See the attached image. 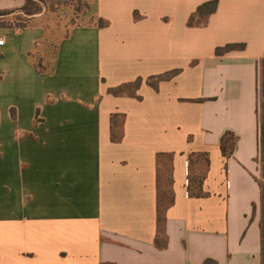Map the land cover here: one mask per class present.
<instances>
[{"label":"crops","instance_id":"0c3cea01","mask_svg":"<svg viewBox=\"0 0 264 264\" xmlns=\"http://www.w3.org/2000/svg\"><path fill=\"white\" fill-rule=\"evenodd\" d=\"M208 1L96 0L66 30L0 0V264H262L264 0H218L190 27Z\"/></svg>","mask_w":264,"mask_h":264},{"label":"trees","instance_id":"16d2710c","mask_svg":"<svg viewBox=\"0 0 264 264\" xmlns=\"http://www.w3.org/2000/svg\"><path fill=\"white\" fill-rule=\"evenodd\" d=\"M218 0H211L201 4L197 10L190 16L188 20V25L190 27H205L208 25L209 19L212 14L217 11ZM24 14L28 16H34L38 13H41L42 9L38 7L35 0H25V4L21 8ZM12 11H1L0 15H6ZM137 18V13H136ZM99 24L101 26L107 25V23L100 19ZM245 44L243 43H231L225 46L218 47L216 49V54L218 56L224 55L228 52L234 50H243ZM173 73L168 74L169 76ZM160 76L158 79H162ZM141 80L139 79L135 84L139 85ZM124 87H119L112 89V93L119 94L123 91ZM258 100H257V113H258V123H259V157L258 161L260 164L261 175L259 178H256L260 188H261V203H260V228L262 236V264H264V58L260 60L258 65ZM119 114L112 116V139L114 141L119 140L120 133L118 129ZM237 142V136L232 132H227L221 139V150L225 157H231L234 154L235 145ZM198 157L201 158L203 165L198 171V173L191 177L194 180L195 191L193 194L197 196H203L205 193L202 189L203 180L206 177L207 170L209 168L210 160L208 153L199 154ZM168 183H171V179H167ZM256 210V206L254 207ZM164 222H165V205L161 197L158 202V237L156 238V245L158 248L163 249L166 247L167 241L163 239L164 233ZM164 240V241H163ZM209 264V263H206Z\"/></svg>","mask_w":264,"mask_h":264},{"label":"rangeland","instance_id":"374dc122","mask_svg":"<svg viewBox=\"0 0 264 264\" xmlns=\"http://www.w3.org/2000/svg\"><path fill=\"white\" fill-rule=\"evenodd\" d=\"M35 2L42 9L41 13L45 10L48 20L63 24L66 30L94 21L96 0H35Z\"/></svg>","mask_w":264,"mask_h":264},{"label":"built area","instance_id":"2783aa9c","mask_svg":"<svg viewBox=\"0 0 264 264\" xmlns=\"http://www.w3.org/2000/svg\"><path fill=\"white\" fill-rule=\"evenodd\" d=\"M4 43H5V40H4V38H3V37H0V46H3V45H4Z\"/></svg>","mask_w":264,"mask_h":264}]
</instances>
